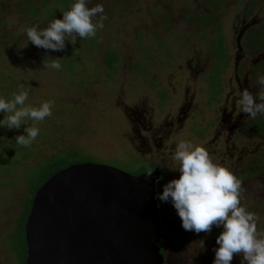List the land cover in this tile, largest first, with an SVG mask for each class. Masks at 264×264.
I'll list each match as a JSON object with an SVG mask.
<instances>
[{"label": "rangeland", "instance_id": "1", "mask_svg": "<svg viewBox=\"0 0 264 264\" xmlns=\"http://www.w3.org/2000/svg\"><path fill=\"white\" fill-rule=\"evenodd\" d=\"M56 1L48 4L59 16ZM97 3L107 19L96 37L66 41L63 52H52L30 42L23 48L24 30L50 21L32 18L27 4L40 11L44 5L0 0V95L10 97L23 84L29 91L26 103L33 107L54 101L51 117L28 121L40 129L29 147L15 143L17 135L26 134L25 125L0 127V264H20L17 236L33 193L31 180L49 159L100 163L131 174L156 164L163 172L158 197L180 175L171 170L179 167L171 157L181 141L204 146L214 162L227 165L237 177L247 170L249 156L261 159L264 153V133L242 131L257 117L241 113L237 102L241 90H261L255 75L264 48L251 50L245 38L264 26V0H91L89 7ZM219 34L230 60L220 77H212L220 61L212 50ZM110 48L119 55L116 68L106 64ZM44 59H59L62 70L44 68ZM241 182L242 205L264 217V177ZM159 203L162 238L179 237L172 243L174 264H184L197 252L194 264H213L221 229L214 227L207 235L185 231L172 204ZM258 230L264 231V223ZM240 261L234 255L231 264Z\"/></svg>", "mask_w": 264, "mask_h": 264}, {"label": "clouds", "instance_id": "2", "mask_svg": "<svg viewBox=\"0 0 264 264\" xmlns=\"http://www.w3.org/2000/svg\"><path fill=\"white\" fill-rule=\"evenodd\" d=\"M91 0H73L71 7L62 12V18H53L45 27L33 24L25 31L26 42L46 51L63 52L66 41L75 43L76 39L95 38L97 31L105 27L107 19L102 3L89 7ZM44 68L62 70L59 59L50 62L44 59ZM261 90L253 93L248 89L241 90L238 105L241 113L251 118L264 115V75L259 76ZM29 91L23 84L18 92L10 97L0 95V127L19 129L25 125L26 134L17 135L15 143L29 147L40 134V129L28 121L41 122L53 115L54 101L43 102L39 107L26 103ZM172 160L179 163L180 173L163 186L158 194L162 203H171L181 220L185 231L210 234L213 228L221 229L216 237L213 264H231L234 255L241 256L240 264H264V231L258 225L264 223V217L248 211L242 205L243 187L241 180L227 165L214 162L209 151L202 145L188 141L177 144ZM151 171L147 176H151ZM162 178V177H161ZM201 240L200 251L204 250ZM188 249V248H187ZM187 249L184 251L186 252ZM195 256H189L184 264H194Z\"/></svg>", "mask_w": 264, "mask_h": 264}, {"label": "water", "instance_id": "3", "mask_svg": "<svg viewBox=\"0 0 264 264\" xmlns=\"http://www.w3.org/2000/svg\"><path fill=\"white\" fill-rule=\"evenodd\" d=\"M131 174L73 163L37 190L25 224V264H164L160 169Z\"/></svg>", "mask_w": 264, "mask_h": 264}, {"label": "trees", "instance_id": "4", "mask_svg": "<svg viewBox=\"0 0 264 264\" xmlns=\"http://www.w3.org/2000/svg\"><path fill=\"white\" fill-rule=\"evenodd\" d=\"M39 3L41 5H44V9L41 11L38 7L32 6L31 4H27V7H30L29 12L31 13L32 18H36L37 15L42 16V18H48L50 20H52L54 17L55 18H62V15L58 16V14L55 12V10H56L55 7L52 4L51 5L48 4L49 3L48 0H39ZM55 3L57 6H59L61 8L60 10H62V12L67 11L71 5L70 0H57ZM200 16H195L193 19H195L196 21L203 20V18L206 19V16H203V17H200ZM210 18H214V16L213 15L211 17L208 16L207 21L210 22ZM245 43L251 50L252 49L253 50L254 49H256V50L263 49L264 48V26L263 27L260 26V28H254V31H253V29L251 30V32L249 31L246 35ZM212 48H213L212 49L213 52L218 54L220 61H219L218 65H216L214 68H212L213 71H212L211 76L212 77H220L221 73L224 70V67L229 63V60H230V55L228 53V47H227L225 38L222 34L218 35V39L212 45ZM4 52H5V50H4ZM119 60L120 59H119V55H118L117 51L114 48H110L106 54L107 66L110 65L111 68H116V66L119 63ZM136 66H138V64ZM256 68H257V70L261 71L260 76L264 75V61L258 63ZM255 77H256V75H255ZM257 78L259 79V76ZM215 92H216V89H215ZM221 96H222V94H219L217 99L221 100ZM256 121H257L256 123H258L257 125H256V123H254V125H242V129H243L242 131L251 130V132H253L254 134L264 133V115H258ZM244 127H246V128H244ZM263 155H264V153H261V156H260L261 159H258L256 156H249L248 157V160H249L248 168L246 171H244L242 174H240L238 176V178L240 180H247L249 178L256 179L257 177H264V156ZM262 156H263V158H262ZM71 164H73V163L67 162L66 159H62V158L55 157L53 159H49L47 165L44 166L43 168H41L38 171L36 177L33 180H31V182L33 184L32 185L33 186L32 187L33 193H32V196H31L29 202L26 204V207H24L25 217H24V220L22 221V224H21L20 234H19V236H17L18 241L21 244V246H19L20 248L18 247L20 250V264H25L26 259H27V244H26V239H25V224H26V220H27V217L29 215V212H30V209L32 206V201H33L34 195L36 194L37 190L43 185V183L46 182L52 175H54L59 170L65 168ZM149 164L151 165L152 169L154 168V166H158V165L153 164V163H149ZM251 172H252V174H251ZM175 237H176L175 240L170 239V238H166V239L162 238L163 247L161 249V253L163 254V256L165 258L164 264H174L175 256L173 257L174 250L172 247V243H175L179 240L178 239L179 237H177V236H175Z\"/></svg>", "mask_w": 264, "mask_h": 264}, {"label": "flooded vegetation", "instance_id": "5", "mask_svg": "<svg viewBox=\"0 0 264 264\" xmlns=\"http://www.w3.org/2000/svg\"><path fill=\"white\" fill-rule=\"evenodd\" d=\"M259 72H261V71H259ZM258 76H260V73H258V74H256V78L258 77ZM258 79V78H257ZM156 168H160L159 166H154V168L151 170V172L152 171H154ZM160 172H161V175H160V179H162L161 177H162V175H163V172H162V168H160ZM147 172H149V171H147ZM147 172H144V173H147ZM157 193H158V187H157ZM161 218V217H160ZM163 232H164V229H163Z\"/></svg>", "mask_w": 264, "mask_h": 264}]
</instances>
